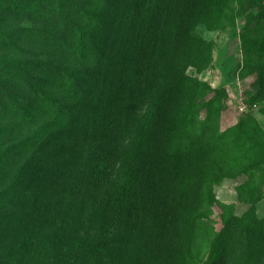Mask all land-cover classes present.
I'll use <instances>...</instances> for the list:
<instances>
[{"label":"trees","instance_id":"1","mask_svg":"<svg viewBox=\"0 0 264 264\" xmlns=\"http://www.w3.org/2000/svg\"><path fill=\"white\" fill-rule=\"evenodd\" d=\"M4 4L47 22L48 28L43 44L27 50L36 59L20 67L4 65L9 60L2 55L3 47L15 41L0 30V77L14 75L17 80L12 89H7L8 81H0V264H102L126 233L170 235L166 225L162 229L157 223L162 217L168 220L162 212L167 205L171 213L170 199L155 180L149 182L160 160L186 159L193 148L222 153L213 185L252 178L264 166V133L249 113L221 130L227 99L223 88L213 90L197 80L186 84L182 72L178 77L172 66L155 64L159 53L177 62L178 52L189 63L202 44L192 22L226 30L234 25L236 13L250 5L239 76L257 81L264 76V0H222L219 9L215 0ZM178 6L172 32L168 15L158 25L161 33L148 30L147 17L158 23L163 16L158 10L171 13ZM172 86L182 93L188 111L182 125L172 123L166 130L165 119L175 109ZM171 135L179 139L175 144ZM157 139L168 140L165 152ZM245 183L236 192L249 208L237 222L258 224L253 206L260 197L245 192ZM216 206L227 208L205 185L193 227H208ZM200 215L205 223L197 221ZM221 237L203 239L206 253L194 252L191 241L184 262L217 264Z\"/></svg>","mask_w":264,"mask_h":264},{"label":"rangeland","instance_id":"2","mask_svg":"<svg viewBox=\"0 0 264 264\" xmlns=\"http://www.w3.org/2000/svg\"><path fill=\"white\" fill-rule=\"evenodd\" d=\"M7 1L3 0L0 3V30L12 34L11 40L15 43L5 45L2 55L4 59L9 60V63H4L5 66L11 64L10 66L20 67L36 59L35 54L27 53V50L32 51L43 44L42 35L48 28V23L26 15L19 7L10 8L4 4ZM215 1L219 9L222 0ZM10 3L9 1V5ZM180 9L179 6L176 11L173 8L171 13L158 10V14L163 15L158 23L152 15L147 17L145 23L148 24V30L161 33V30L159 32L157 29L158 25L162 22L164 15H168L172 20L168 31L172 32L177 25L175 19ZM250 10L251 6L245 5L239 12L241 14L236 13L234 25L226 30L211 29L192 22L191 29L202 44L199 49L196 47L197 51L191 53L189 63L185 62L181 58V52H178V57L174 58L175 60L179 58L177 62H169L168 58L164 60V54L159 53L155 64L160 68L166 67V64L172 66V73L178 74V77L182 72L188 79L184 81L186 84H193L196 82L194 80H197L206 82L213 90L223 88L227 99L225 109L221 113V130L236 125L249 115L256 120L264 133V76L257 78V81L254 80L255 78L241 80L239 76L243 61L242 34L249 24L247 21ZM0 81H8L9 84L6 87L12 89L13 81L17 80L12 75L6 78L0 77ZM155 82L158 81H154L153 84ZM166 82L168 85H174L178 81ZM187 89V85L183 86L182 93ZM169 94L175 99V109L171 110L165 119L166 130L171 128L172 123L178 122V126L182 125L181 120L185 118L188 111V103L182 99L181 94H178V87L172 86ZM240 102L247 107L256 105V108L247 112L249 113L247 115L246 113L240 114L237 109ZM175 115L178 120L175 119ZM152 133L154 134V131ZM173 136L171 135V138ZM169 138L170 134L167 139ZM157 140L160 145H163V152H165L167 150L165 144L168 140L167 142ZM178 140V137L173 138V143L175 144ZM221 155L222 153H213L211 150L193 148L186 159L160 160V165L151 172L149 182L155 180L157 186L161 188L162 195L170 199L171 207L168 211L171 213L166 212L167 205H164L162 212L163 215H168H165L168 220H163L162 217L157 222L159 228L163 229L166 225L170 235L139 231L135 237H131L126 233L125 238L118 239L119 248H115L110 259L102 264H186L184 250L191 241H193L192 250L194 252L202 249L203 253H206L207 242L202 246L203 239L206 237L208 242L213 241L220 233L222 237L218 248L217 264H264V166H260V170L258 169L252 178H248V175L240 176L234 180L224 179L219 184L213 185V181L221 171L218 166L219 161L222 160ZM15 177L16 174L13 181ZM245 182L249 184L245 192H253L254 196L260 197V200L253 206L255 219L260 221L258 224L252 223L250 219H245L243 223L237 222V218L243 216L249 208V205L238 201L236 192L237 187ZM205 185L212 190L217 202L227 205V208L220 209L216 206L207 219L208 227H193L192 216ZM197 221L205 223L201 215ZM0 233H3L2 228H0ZM128 240L130 244H127Z\"/></svg>","mask_w":264,"mask_h":264},{"label":"built area","instance_id":"3","mask_svg":"<svg viewBox=\"0 0 264 264\" xmlns=\"http://www.w3.org/2000/svg\"><path fill=\"white\" fill-rule=\"evenodd\" d=\"M254 108H256V105H252V106H250V107H247L243 102H240V103L238 104V107H237L238 112H239L240 114L247 113V112L253 110Z\"/></svg>","mask_w":264,"mask_h":264}]
</instances>
